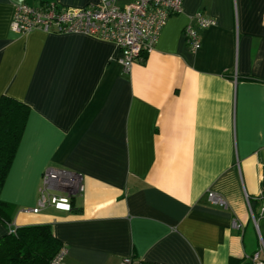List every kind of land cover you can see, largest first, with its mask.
<instances>
[{
    "label": "crops",
    "instance_id": "1",
    "mask_svg": "<svg viewBox=\"0 0 264 264\" xmlns=\"http://www.w3.org/2000/svg\"><path fill=\"white\" fill-rule=\"evenodd\" d=\"M21 1L81 8L100 0H0V96L29 106L0 189L14 205L12 228L50 224L67 249L64 264H120L129 255L133 264H229L258 251L244 192L258 215L264 0H183L129 72L112 41L13 30ZM199 10L216 24L192 50L183 27ZM48 167L82 175L70 211H31ZM211 188L226 207L208 199Z\"/></svg>",
    "mask_w": 264,
    "mask_h": 264
},
{
    "label": "built area",
    "instance_id": "2",
    "mask_svg": "<svg viewBox=\"0 0 264 264\" xmlns=\"http://www.w3.org/2000/svg\"><path fill=\"white\" fill-rule=\"evenodd\" d=\"M182 5L183 0H100L75 8L54 1L40 6L21 1L14 5L11 27L24 33L39 29L45 32L82 33L112 41L121 50L123 70L129 72L134 63L142 62L154 49L167 19L172 14L182 12ZM214 24V17L206 16L200 10L193 13L183 27L188 47L197 49L200 46L201 29ZM83 191L84 183L80 173L48 167L43 171L36 206L31 211L36 213L47 206L70 211L71 198ZM207 195L211 202L227 206V200L217 190L211 188ZM244 196L259 238V250L254 252L251 259L254 264H264V257L261 256L264 252V238L256 218L264 217V198L257 215L251 207L250 196L246 192ZM66 251V247L61 245L49 264H64ZM120 264H133L132 256H124Z\"/></svg>",
    "mask_w": 264,
    "mask_h": 264
},
{
    "label": "trees",
    "instance_id": "3",
    "mask_svg": "<svg viewBox=\"0 0 264 264\" xmlns=\"http://www.w3.org/2000/svg\"><path fill=\"white\" fill-rule=\"evenodd\" d=\"M28 113L25 102L6 94L0 96V189L20 143ZM13 214L14 205L0 198V224L8 225V232L0 236V264H49L62 244L53 235L50 224L12 228ZM251 256L231 258L229 264H254Z\"/></svg>",
    "mask_w": 264,
    "mask_h": 264
},
{
    "label": "rangeland",
    "instance_id": "4",
    "mask_svg": "<svg viewBox=\"0 0 264 264\" xmlns=\"http://www.w3.org/2000/svg\"><path fill=\"white\" fill-rule=\"evenodd\" d=\"M255 216H257L256 214H255ZM257 218V223H258V226H259V231H260V233L264 236V233H263V231H262V228H260L261 227V218L260 217H256Z\"/></svg>",
    "mask_w": 264,
    "mask_h": 264
}]
</instances>
